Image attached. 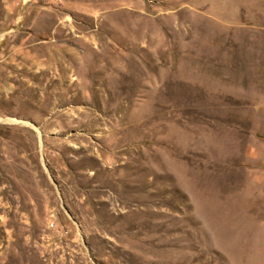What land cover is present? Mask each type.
<instances>
[{
	"label": "rangeland",
	"instance_id": "374dc122",
	"mask_svg": "<svg viewBox=\"0 0 264 264\" xmlns=\"http://www.w3.org/2000/svg\"><path fill=\"white\" fill-rule=\"evenodd\" d=\"M0 264H264V0H0Z\"/></svg>",
	"mask_w": 264,
	"mask_h": 264
}]
</instances>
